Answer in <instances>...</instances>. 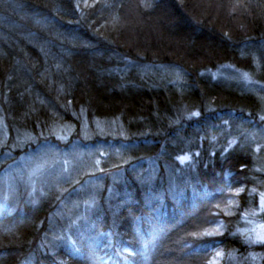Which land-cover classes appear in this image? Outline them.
<instances>
[{
  "label": "trees",
  "instance_id": "1",
  "mask_svg": "<svg viewBox=\"0 0 264 264\" xmlns=\"http://www.w3.org/2000/svg\"><path fill=\"white\" fill-rule=\"evenodd\" d=\"M223 67L264 86V0H0L10 132H46L84 112L128 140L125 175L93 213L51 193L25 195L1 217L0 264H205L219 247L237 253L227 264L257 254L264 264V243L238 234L264 182L243 144L264 127V98ZM148 159L151 178L140 168ZM237 191L235 215H218ZM218 217L226 233L204 238Z\"/></svg>",
  "mask_w": 264,
  "mask_h": 264
},
{
  "label": "rangeland",
  "instance_id": "2",
  "mask_svg": "<svg viewBox=\"0 0 264 264\" xmlns=\"http://www.w3.org/2000/svg\"><path fill=\"white\" fill-rule=\"evenodd\" d=\"M219 73L227 80L252 88L264 98V86H256V79L249 72L223 67ZM77 117L79 123L58 124L38 134L20 130L12 133L0 108V218L14 216L25 195L31 202L38 203L51 193H58L59 198L70 196L73 208L77 207L81 213L83 210L93 213L101 204L105 188L110 186V193L114 183L123 178L125 171L121 169V162L128 152L125 149L128 140L120 125L114 121H90L84 112ZM260 120L264 121V113ZM234 143L235 140L230 142ZM243 144H249L257 163L255 170L264 176V127L256 124ZM188 160L186 156L181 161L186 163ZM140 168H144L142 173L148 178L158 174L153 159L142 162ZM259 185L262 190L257 193L258 204L249 213L241 214L243 228L238 230V234L251 245L264 243V182L259 181ZM239 192L219 206L221 214L218 215H235ZM65 214L66 210L61 209L57 216L63 219ZM216 220L204 229V238L226 233L227 221L221 217ZM257 255L251 257L253 264H258ZM236 259L237 253L219 247L210 253L205 264H227Z\"/></svg>",
  "mask_w": 264,
  "mask_h": 264
},
{
  "label": "bare ground",
  "instance_id": "3",
  "mask_svg": "<svg viewBox=\"0 0 264 264\" xmlns=\"http://www.w3.org/2000/svg\"><path fill=\"white\" fill-rule=\"evenodd\" d=\"M124 254H127V253H124Z\"/></svg>",
  "mask_w": 264,
  "mask_h": 264
}]
</instances>
